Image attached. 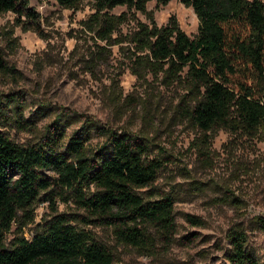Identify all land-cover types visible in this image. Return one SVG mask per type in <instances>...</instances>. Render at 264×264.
Returning a JSON list of instances; mask_svg holds the SVG:
<instances>
[{
    "label": "rangeland",
    "instance_id": "rangeland-1",
    "mask_svg": "<svg viewBox=\"0 0 264 264\" xmlns=\"http://www.w3.org/2000/svg\"><path fill=\"white\" fill-rule=\"evenodd\" d=\"M28 7L37 14L35 20L0 14L5 65L0 71V131L17 144H31L59 117L66 124L64 143L86 118L132 135L146 146L148 158L164 163L156 179L138 192L145 198H174V231L167 235L151 227L150 247L125 246L110 227L86 224L87 212L63 194L53 202L34 203V222L23 229L25 236L41 232L53 215L65 214L111 249L112 264H227L226 234L234 227L245 233L247 251L264 262V229L256 223L264 219V142L223 129L202 134L180 110L186 91L160 77L133 75L129 46L115 43L118 34H128L149 17L161 26L173 16L192 37L198 26L192 9L179 0L165 5L150 1L146 14L114 7L108 14H123V22L104 40L97 26L89 29L94 10L88 1L65 9L53 0H28ZM102 142L104 137L92 132L86 151Z\"/></svg>",
    "mask_w": 264,
    "mask_h": 264
},
{
    "label": "trees",
    "instance_id": "trees-1",
    "mask_svg": "<svg viewBox=\"0 0 264 264\" xmlns=\"http://www.w3.org/2000/svg\"><path fill=\"white\" fill-rule=\"evenodd\" d=\"M53 1L65 9L90 2L94 12L87 21L89 29L97 26V35L106 40L123 22V14L109 15V10L125 6L146 14L148 2L165 5L170 0ZM179 2L198 20L194 36L185 34L171 16L161 26L149 17L148 23L115 37V43L129 46L130 72L181 86L188 99L181 100L180 110L202 134L223 129L264 142V1ZM6 12L37 18L28 0H0V14ZM4 69L0 48V71ZM65 127L56 117L40 140L25 145L0 131V264H112L111 249L71 224L65 214L53 215L41 232L25 236L23 229L34 222V203L53 202L63 194L87 212L86 224L110 227L119 244L144 249L153 240L149 228L167 235L174 231V198L168 194L145 198L138 192L156 179L162 159L148 158L146 146L132 135L89 118L64 143ZM92 132L104 142L87 152ZM256 223L264 229L263 218ZM226 238L227 264H264L247 251L243 231L231 227Z\"/></svg>",
    "mask_w": 264,
    "mask_h": 264
}]
</instances>
